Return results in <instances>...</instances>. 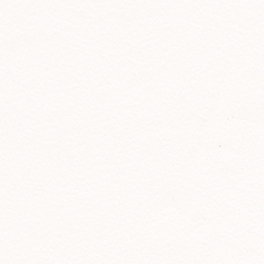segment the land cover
<instances>
[{"label":"snow or ice","instance_id":"6c2138e0","mask_svg":"<svg viewBox=\"0 0 264 264\" xmlns=\"http://www.w3.org/2000/svg\"><path fill=\"white\" fill-rule=\"evenodd\" d=\"M0 264H264V0H0Z\"/></svg>","mask_w":264,"mask_h":264}]
</instances>
